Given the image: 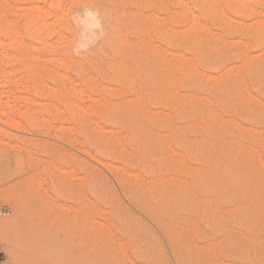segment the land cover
<instances>
[{
  "label": "rangeland",
  "instance_id": "rangeland-1",
  "mask_svg": "<svg viewBox=\"0 0 264 264\" xmlns=\"http://www.w3.org/2000/svg\"><path fill=\"white\" fill-rule=\"evenodd\" d=\"M241 1L0 0V264H264V0Z\"/></svg>",
  "mask_w": 264,
  "mask_h": 264
},
{
  "label": "bare ground",
  "instance_id": "bare-ground-1",
  "mask_svg": "<svg viewBox=\"0 0 264 264\" xmlns=\"http://www.w3.org/2000/svg\"><path fill=\"white\" fill-rule=\"evenodd\" d=\"M179 1H181V0H179ZM246 1H247V0H246ZM240 2H242V1L240 0ZM179 4H180V3H179ZM202 4H203V3H202ZM182 8H183V7H182ZM86 11H87V10H86ZM189 11H190V10H189ZM248 12H249L250 14H252V15L255 14V20H254V23L257 25V28H258L257 30H258L259 32H263V30H264V19L262 18V16H260L259 13L257 14V12H256V10L254 9V7H253V8H252V7L248 8ZM190 13H191V12H190ZM87 14H88V13H87ZM84 15H85V14H84ZM192 15H193V14H192ZM196 16H197V15H196ZM85 17H86V15H85ZM194 17H195V16H194ZM87 18H89V20L86 19V21H84V23L86 22L87 25H88L89 23H92V22H91L92 19H91L90 17H87ZM99 19H100V18H99ZM198 20H199V19H198ZM82 21H83V20H82ZM92 21H93V20H92ZM82 23H83V22H81V24H82ZM84 23H83V24H84ZM95 23H97V22H95ZM95 23H94V25H95ZM195 24H198V26H197V25H196V26H197V27L200 26L199 28H201V25H199V23L194 22V26H195ZM249 24H250V23H249ZM84 25H86V24H84ZM91 25H92V24H91ZM92 26H93V25H92ZM92 26H91V27H92ZM176 26H177V25H176ZM88 27H90V26H88ZM93 27H94V26H93ZM93 27H92V28H93ZM178 27H179V26H178ZM94 28H95V27H94ZM84 29H85V28H84ZM202 30H203V29H202ZM82 31H83V30H82ZM84 31H86V30H84ZM174 31H175V30H174ZM253 31H254V30H253ZM203 32H204V31H203ZM91 33H92V32H91ZM82 34H83V32H82ZM93 34H94V33H93ZM207 34H208V33H207ZM86 35H87V34H86ZM86 35L84 34L83 36H86ZM88 35H89V34H88ZM92 36L94 37V35H92ZM87 37H91V35H90V36H87ZM93 37H92V38H93ZM209 37H210V36H209ZM87 39H88V38H87ZM87 39H86V40H87ZM89 40H90V38H89ZM89 40H88V41H89ZM180 42H181V41H180ZM190 42H191V41H190ZM183 43H184V41H183ZM196 44H197V43H196ZM187 45H188V44H187ZM181 46H182V45H181ZM196 46H197V45H196ZM208 47H209V46H208ZM210 47H211V46H210ZM185 48H186V47H185ZM196 49H197V48H196ZM178 50H179V49H178ZM194 51H195V50H194ZM196 51H197V50H196ZM185 52H186V50H185ZM200 52H202V53L204 54L203 51H200ZM198 53H199V52H198ZM211 53H212V52H211ZM169 54H170V53H169ZM172 54H173V52H172ZM182 54H183V53H182ZM194 54H195V53H194ZM179 55H181L180 52H179ZM192 55H193V54H192ZM174 56H175V55H174ZM177 56H178V55H177ZM197 56H198V55H197ZM201 56H203V55H201ZM253 56L255 57L254 54H253ZM186 57H187V56H186ZM199 57H200V56H199ZM251 57H252V56H251ZM173 58H174V57H173ZM179 58H180V57H179ZM197 58H198V57H197ZM201 58H204V57H201ZM236 58H237V57H236ZM181 59H182V58H181ZM238 59H239V58H238ZM250 59H251V58H250ZM183 60H184V59H183ZM183 60H182V61H183ZM202 60L205 61V59H202ZM207 63H208V62H207ZM241 63H242V62H241ZM193 64H194V63H193ZM200 65H201V64H200ZM190 66H191V65H190ZM203 66H204V65H203ZM242 66H243V63H242ZM192 67H193V66H192ZM198 67H199V65H198ZM204 67H205V66H204ZM233 67H234V66H233ZM236 67L238 68V66H236ZM239 67H240V66H239ZM247 67H248V66H247ZM251 67H252V66H251ZM193 68H194V67H193ZM193 68H192V70H193ZM206 68H207V65H206ZM200 69H201V68H200ZM210 69H211V68H210ZM214 69H215V68H214ZM214 69H213V72H214ZM243 69H244V68H243ZM189 70H190V69H189ZM194 70H195V69H194ZM204 70H205V69H204ZM239 70H240V69H239ZM263 70H264V69H263ZM218 71H219V70H218ZM224 71H225V70H224ZM228 71H229V68H228ZM230 71H231V70H230ZM188 72H189V71H188ZM209 72H210V71H209ZM196 73H197V72H196ZM232 73H233V71H232ZM247 73H248V72H247ZM226 74H227V72H226ZM202 75H204V74L202 73ZM208 75H209V74H208ZM191 76H192V75H191ZM189 77H190V76H189ZM209 77H210V75H209ZM258 77H259V76H258ZM216 78H217V79L219 78V74H218L217 77H216V75H215V77H214V74H213V76L210 77L209 79H210V80H212V79H213V80H216ZM222 78H223V77H222ZM222 78H221V79H222ZM241 78H242V77H241ZM246 78H247V77H246ZM178 79H179V77H178ZM219 79H220V78H219ZM182 81H183V80H182ZM177 83H178V82H177ZM189 83H190V82H189ZM208 83H209V82H208ZM222 83H223V81H222ZM224 83H225V82H224ZM224 83H223V84H224ZM209 84H210V83H209ZM223 84H222V85H223ZM182 87H183V86H182ZM224 87H225V86H224ZM237 87H238V86H237ZM249 87H250V86H249ZM174 89H175V88H174ZM198 89H199V88H198ZM219 89H220V88H219ZM224 89H225V88H224ZM244 89H245V88H244ZM250 89H251V88H250ZM180 90H181V88H180ZM238 90H239V89H238ZM263 90H264V89H263ZM198 91H199V90H198ZM250 91H251V90H250ZM173 92H174V91H173ZM246 92H247V89H246ZM253 92H254V91H253ZM212 93H213V92H212ZM220 93H221V92H220ZM234 94H235V93H234ZM175 95H176V94H175ZM183 95H184V94H183ZM190 95H191V94H190ZM222 95H223V94H222ZM181 96H182V95H181ZM185 96H187V95H185ZM185 96H184V97H185ZM242 96H243V95H242ZM247 96H248V95H247ZM252 96H253V95H252ZM210 97H211V95H210ZM224 97H225V96H224ZM243 97H244V96H243ZM179 98H181V97H179ZM182 98H183V97H182ZM194 98H195V97H194ZM246 98H247V97H246ZM249 98H251V97L248 96V100H249ZM160 99H161V98H160ZM169 99H170V98H169ZM171 99H172V98H171ZM254 99H255V97H254ZM176 100H177V99H176ZM182 101H183V100H182ZM210 101H211V100H210ZM256 101H257V100H256ZM196 102H197V100H196ZM238 102H239V101H238ZM257 102H258V101H257ZM187 103H188V102H187ZM208 103H209V102H208ZM216 103H217V101H216ZM219 103H220V102H219ZM183 104H184V103H183ZM201 104H203V103L201 102ZM203 105H204V104H203ZM205 105H206V104H205ZM214 105H215V104H214ZM219 105H220V104H219ZM173 106H174V105H173ZM173 106H172V107H173ZM215 106H216V105H215ZM235 106H236V105H235ZM176 107H177V106H176ZM204 107H205V106H204ZM229 107H230V106H229ZM260 107H261V106H260ZM200 108H201V107H200ZM218 108H219V107H218ZM232 108H233V107H232ZM248 108H249V107H248ZM170 109H171V108H170ZM212 109H213V108H212ZM172 110H173V108H172ZM187 110H188V109H187ZM206 110H207V109H206ZM259 110H260V109H259ZM189 111H190V110H189ZM220 111H221V110H220ZM166 112H167V111H166ZM200 112H201V111H200ZM208 112H209V111H208ZM208 112H207V113H208ZM221 112H222V111H221ZM163 113H165V112H163ZM190 113H191V112H190ZM201 113H202V112H201ZM203 113H204V112H203ZM262 113H263V112H262ZM166 114H168V113H166ZM168 115H170V114H168ZM171 115H172V114H171ZM203 115H204V114H203ZM225 115H226V114H225ZM246 115H247V114H246ZM174 116H175V115H174ZM257 116H259V115H257ZM261 116H262V115H261ZM163 117H164V116H163ZM182 117H183V116H182ZM200 117H201V116H200ZM207 117H208V116H207ZM211 117H212V116H211ZM247 117H249V116H247ZM166 118H167V117H166ZM184 118H186V117H184ZM193 118H194V117H193ZM205 118H206V117H205ZM215 118H216V117H215ZM175 119H176V118H175ZM177 119H178V118H177ZM206 119H207V118H206ZM248 119H250V118H248ZM219 120H220V119H219ZM222 120H223V119H222ZM233 120H234V119H233ZM255 120H256V119H255ZM182 121H183V118H182ZM190 121H191V120H190ZM195 121H196V119H195ZM200 121H201V119H200ZM229 121H230V120H229ZM173 122H174V121H173ZM192 122H193V121H192ZM207 122H208V121H207ZM211 122H212V121H211ZM237 122H238V121H237ZM247 122H248V121H247ZM201 123H203V122H201ZM217 123H218V121H217ZM227 124H228V122H227ZM236 124H237V123H236ZM260 124H261V123H260ZM155 125H156V124H155ZM210 125H211V124H210ZM237 125H238V124H237ZM130 126H131V125H130ZM130 126H129V127H130ZM139 126H140V124H139ZM149 126H150V125H149ZM158 126H159V124H158ZM169 126H170V125H169ZM208 126H209V125H208ZM222 126H223V125H222ZM262 126H263V125H262ZM175 127H177V124H176ZM178 127H179V126H178ZM178 127H177V128H178ZM194 127H195V126H194ZM198 127H199V126H198ZM209 127H210V126H209ZM146 128H147V127H146ZM186 128L188 129L187 126H186ZM154 129H155V128H154ZM162 129H163V128H162ZM166 129H167V128H166ZM178 129H179V128H178ZM226 129H227V128H226ZM247 129H248V128H247ZM249 129H250V128H249ZM263 129H264V128H263ZM104 130H105V129H104ZM104 130H103V132H105ZM106 130H107V129H106ZM109 130H110V129H109ZM127 130H128V129H127ZM142 130H144V129L142 128ZM150 130H151V129H150ZM163 130H164V129H163ZM196 130H197V129H196ZM200 130H201V129H200ZM208 130H209V129H208ZM161 131H162V130H161ZM198 131H199V130H198ZM234 131H235V130H234ZM128 132H130V131L128 130ZM162 132H163V131H162ZM169 132H170V131H169ZM178 132H179V131H178ZM252 132H253V131H252ZM101 133H102V132H101ZM107 133H108V132H107ZM153 133H154V132H153ZM188 133H189V131H188ZM204 133H205V132H204ZM220 133H221V132H220ZM110 134H112V133H110ZM132 134H133V133H132ZM139 134H140V133H139ZM142 134H143V133H142ZM151 134H152V130H151ZM165 134H166V133H165ZM172 134H173V133H172ZM174 134H175V133H174ZM205 134H206V133H205ZM226 134H227V133H226ZM157 135H158V134H157ZM159 135H160V133H159ZM182 135H183V134H182ZM208 135H209V134H208ZM263 135H264V134H263ZM125 136H126V135H125ZM131 136H132V135H131ZM144 136H145V135H144ZM144 136H143V137H144ZM146 136H149V134L146 135ZM161 136H162V135H161ZM178 136H179V135H178ZM178 136H177V138H178ZM190 136H191V135H190ZM198 136H199V135H198ZM150 137H152V136H150ZM159 137H160V136H159ZM159 137H158V138H159ZM249 137H250V136H249ZM258 137H259V136H258ZM129 138H130V136H129ZM146 138H147V137H146ZM154 138H155V137H154ZM154 138H153V139H154ZM173 138H175L174 135H173ZM210 138H211V137H210ZM222 138H223V137H222ZM244 138H245V137H244ZM131 139H132V138H131ZM133 139H134V138H133ZM136 139H137V138H136ZM168 139H169V138H168ZM250 139H251V138H250ZM250 139H249V140H250ZM157 140H158V139H157ZM170 140H171V139H170ZM197 140H198V139H197ZM206 140H207V139H206ZM244 140H245V139H244ZM252 140H253V139H252ZM134 141H135V140H134ZM153 141H155V140H153ZM175 141H176V140H175ZM201 141H202V140H201ZM236 141H237V140H236ZM208 142H209V141H208ZM129 143H130V141H129ZM138 143H139V142H138ZM151 143H152V142H151ZM165 143H166V142H165ZM178 143L180 144V142H178ZM184 143H185V142H184ZM204 143H205V142H204ZM213 143H214V142H213ZM226 143H227V142H226ZM157 144H158V143H157ZM162 144H163V143H162ZM173 144H175V143L173 142ZM176 144H177V143H176ZM237 144H238V143H237ZM239 144H240V143H239ZM250 144H251V143H250ZM133 145H134V143H133ZM136 145H137V144H136ZM149 145H150V144H149ZM155 145H156V144H155ZM169 145H170V144H169ZM185 145H186V144H185ZM187 145H188V144H187ZM207 145H208V144H207ZM227 145H228V144H227ZM253 145H254V144H253ZM131 146H132V144H131ZM173 146H174V145H173ZM182 146H183V145H182ZM189 146H190V145H189ZM204 146H205V145H204ZM246 146H247V145H246ZM159 147H162V146H159ZM176 147H177V146H176ZM106 148H107V147H106ZM131 148H132V147H131ZM143 148H144V147H143ZM155 148H156V147H155ZM163 148H164V147H163ZM165 148H166V147H165ZM168 148H169V147L167 146V149H168ZM177 148H178V147H177ZM191 148H192V147H191ZM196 148H197V147H196ZM231 148H232V147H231ZM100 149H101V148L99 147L98 150L100 151ZM139 149H140V147H139ZM179 149H181V148H179ZM186 149H187V147H186ZM186 149H185V150H186ZM237 149H238V148H237ZM250 149H251V148H250ZM105 150H106V149H105ZM125 150H126V148H125ZM133 150H134V149H133ZM136 150H137V149H136ZM170 150H171V149H170ZM170 150L168 149V150H166V151H170ZM198 150H199V149H198ZM99 151H98V153L96 152L97 155H98V154H101V155H102V153H99ZM103 151H104V150H103ZM103 151L101 150V152H103ZM114 151H116V150H114ZM122 151H124V150H122ZM152 151H153V150H152ZM158 151H159V150H158ZM194 151H195V150H194ZM213 151H214V150H213ZM251 151H253V150L251 149ZM254 151H255V149H254ZM256 151H257V150H256ZM112 152H113V151H112ZM141 152H142V151H141ZM164 152H165V151H164ZM171 152L173 153L174 151L171 150ZM178 152H180V151H178ZM94 153H95V152H94ZM125 153H127V152H125ZM128 153H129V152H128ZM155 153H156V152H155ZM157 153H158V152H157ZM175 153H176V152H175ZM201 153H202V152H201ZM219 153H220V152H219ZM242 153H243V152H242ZM246 153H247V152H246ZM117 154H118V153H117ZM129 154H130V153H129ZM145 154H146V152H145ZM148 154H149V153H148ZM189 154H190V153H189ZM247 154H248V153H247ZM199 155H200V154H199ZM254 155H256L255 152H254ZM107 156H109V155H107ZM107 156H106V157H107ZM121 156H122V154H121ZM154 156H155V155H154ZM172 156H173V155H172ZM257 156H258V155H257ZM261 156H262V155H261ZM91 157H92V156H91ZM100 157H101V156H100ZM102 157H103V156H102ZM114 157H115V156H114ZM135 157H136V156H135ZM144 157H145V155H144ZM144 157H143V158H144ZM148 157H149V156H148ZM181 157H182V156H181ZM181 157H180V158H181ZM191 157H192V156H191ZM108 158H109V157H108ZM121 158H122V157H121ZM130 158H131V157H130ZM167 158H168V157H167ZM255 158H256V156H255ZM255 158H253V159H255ZM257 158H259V157H257ZM81 159H82V158H81ZM94 159H96V157H95V158L93 157V161H95ZM116 159H117V157H116ZM127 159H128V157H127ZM149 159H150V158H149ZM154 159H155V158H154ZM156 159H157V158H156ZM170 159H171V158H170ZM228 159H229V158H228ZM242 159H243V158H242ZM248 159H249V158H248ZM178 160H179V159H178ZM193 160H194V159H193ZM259 160H261V159H259ZM82 161H83V159H82ZM121 161H122V160H121ZM151 161H152V159H151ZM189 161H190V160H189ZM236 161H237V158H236ZM236 161H235V162H236ZM261 161H262V160H261ZM96 162H98V159H96ZM99 162H100L99 164L102 163V162L100 161V159H99ZM118 162H119V161H118ZM183 162H184V161H183ZM199 162H200V161H199ZM241 162H242V161H241ZM258 162L261 164L260 161H258ZM92 163H95V162H92ZM92 163H91V164H92ZM105 163H106V162H105ZM105 163H102V164H105ZM141 163H142V162H141ZM156 163H157V162H156ZM156 163H155V164H156ZM160 163H161V162H160ZM163 163H164V162H163ZM196 163H198V162H196ZM79 164H80V163H79ZM102 164H101V166H102ZM109 164H110V163H109ZM122 164H123V163H122ZM137 164H138V163H137ZM211 164H212V163H211ZM262 164H263V163H262ZM97 165H98V164H97ZM105 165H107V164H105ZM130 165H131V164H130ZM146 165H147V164H146ZM180 165H181V163H180ZM183 165L185 166V164H183ZM126 166H127V165H126ZM131 166H132V165H131ZM142 166H143V165H142ZM148 166H149V165H148ZM156 166H158V165H156ZM159 166H160V165H159ZM184 166H183V167H184ZM215 166H216V165H215ZM92 167H93V166H92ZM98 167H99V166H97V167H95V168H98ZM107 167H108V166H107ZM145 167H146V166H145ZM177 167H178V166H177ZM183 167H182V168H183ZM211 167H212V166H211ZM101 168H102V167H101ZM103 168H106V167H103ZM117 168H119V167H117ZM120 168H121V167H120ZM120 168H119V169H120ZM132 168H133V166H132ZM134 168H135V167H134ZM188 168H189V167H188ZM241 168H242V167H241ZM241 168H240V169H241ZM119 169H118V170H119ZM152 169H154V168H152ZM99 170H100V169H99ZM120 170H123V168L120 169ZM124 170L126 171V168H125ZM140 170H141V168H140ZM184 170H185V169H184ZM218 170H219V169H218ZM157 171H158V170H157ZM204 171H205V170H204ZM220 171H221V170H220ZM123 172H124V171H123ZM130 172H131V171H130ZM145 172H146V170H145ZM197 172H198V171H197ZM211 172H212V170H211ZM121 173H122V172H121ZM125 173H128V172L126 171ZM143 173H144V172H143ZM158 173H159V172H158ZM195 173H196V172H195ZM212 173H213V172H212ZM226 173H227V172H226ZM233 173H234V172H233ZM243 173H244V172H243ZM132 174H133V173H132ZM132 174L129 173L128 176H129V175H132ZM154 174H155V173H154ZM162 174H163V173H162ZM184 174H185V173H184ZM230 174H231V173H230ZM230 174H229V175H230ZM250 174H251V173H250ZM88 175H89V174H88ZM135 175H136V174H135ZM135 175H134V176H135ZM138 175H139V174H138ZM156 175H157V174H156ZM220 175H221V174H220ZM233 175H234V174H233ZM235 175H236V174H235ZM145 176L147 177V174H145ZM197 176H198V175H197ZM135 177H136V176H135ZM135 177H133V179H134ZM139 177H140V175H139ZM141 177H142V176H141ZM185 177H186V176H185ZM187 177H188V176H187ZM192 177H193V176H192ZM192 177H191V178H192ZM205 177H206V176H205ZM149 178H150V177H149ZM159 178H161V177H159ZM193 178H194V177H193ZM222 178H223V176H222ZM231 178H232V177H231ZM246 178H247V177H246ZM89 179H90V178H89ZM136 179H137V178H136ZM169 179H170V178H169ZM197 179H198V177H197ZM209 179H210V178H209ZM241 179H242V178H241ZM123 180H124V178H123ZM139 180H140V179H139ZM142 180H143V179H142ZM144 180H145V179H144ZM167 180H168V179H167ZM217 180H218V179H217ZM227 180H228V179H227ZM147 181H148V180H147ZM161 181H162V180H161ZM182 181H183V180H182ZM185 181H186V179H185ZM185 181H184V182H185ZM194 181H195V179H194ZM231 181H232V180H231ZM249 181H250V180H249ZM94 182H95V181H94ZM124 182H125V181H124ZM124 182H123V183H124ZM136 182H138V181L136 180ZM145 182H146V181H145ZM246 182H247V181H246ZM155 183H156V182H155ZM161 183H162V185H163V181H162ZM231 183H232V182H231ZM93 184H94V183H93ZM134 184H135V183H134ZM205 184H206V183H205ZM218 184H219V183H218ZM99 185H100V184H99ZM103 185H104V184H103ZM138 185H139V184H138ZM184 185H185V184H184ZM187 185H188V184H187ZM229 185H230V184H229ZM241 185H242V184H241ZM245 185H246V184H245ZM245 185H244V186H245ZM251 185H252V184H251ZM263 185H264V184H263ZM151 186H152V185H151ZM210 186H211V185H210ZM210 186H209V187H210ZM260 186H261V185H260ZM98 187H99V186H98ZM101 187H102V186H101ZM181 187H182V186H181ZM152 188H153V187H152ZM171 188H172V187H171ZM194 188H195V187H194ZM194 188H193V189H194ZM211 188H212V187H211ZM258 188H259V187H258ZM101 189H102V188H101ZM166 189H167V188H166ZM102 190H103V189H102ZM141 190H142V189H141ZM147 190H148V189H147ZM204 190H205V189H204ZM243 190H244V188H243ZM95 191H96V190H95ZM98 191H99V190H98ZM171 191H172V190H171ZM179 191H180V190H179ZM181 191H182V190H181ZM194 191H195V190H194ZM211 191H212V190H211ZM211 191H210V192H211ZM150 192H151V191H150ZM154 192H155V191H154ZM173 192H174V191H173ZM77 193H78V192H77ZM161 193H162V192H161ZM212 193H213V192H212ZM98 194H99V193H98ZM100 194H101V197H102V193H100ZM150 194H151V193H150ZM162 194H163V193H162ZM170 194H171V193H170ZM183 194H184V193H183ZM200 194H202V193H200ZM220 194H221V193H220ZM95 195H96V194H94V196H95ZM105 195H106V193H105ZM155 195H156V194H155ZM177 195H178V194H177ZM193 195H194V194H193ZM216 195H217V193H216ZM217 196H218V195H217ZM232 196H233V195H232ZM83 197H84V196H83ZM109 197H110V196H109ZM171 197H172V196H171ZM193 197H194V196H193ZM202 197H203V196H202ZM210 197H211V196H210ZM212 197H213V196H212ZM74 198H75V197H74ZM151 198H152V197H151ZM232 198H233V197H232ZM235 198H236V197H235ZM82 199H85V198H82ZM86 199H87V197H86ZM160 199H161V198H160ZM189 200H190V199H189ZM203 200H205V198H204ZM213 200H214V199H213ZM218 200H219V198H218ZM221 200H222V199H221ZM227 200H228V199H227ZM227 200H225V202H226ZM232 200H234V199H232ZM77 201H78V200H77ZM91 201H92V200H91ZM134 201H135V200H134ZM208 201H210V200H208ZM241 201H242V200H241ZM81 202H82V201H81ZM110 202H111V201H110ZM194 202H195V201H194ZM225 202H224V203H225ZM232 202H233V201H232ZM239 202H240V201H239ZM242 202H243V201H242ZM255 202H256V200H255ZM118 203H119V202H118ZM141 203H142V202H141ZM156 203H157V202H156ZM240 203H241V202H240ZM253 203H254V202H253ZM82 204H83V203H82ZM105 204H106V203H105ZM162 204H163V203H162ZM225 204H226V203H225ZM228 204H229V203H228ZM51 205H52V204H51ZM95 205H96V204H95ZM124 205H125V204H124ZM208 205H209V203H208ZM230 205H231V203H230ZM248 205H249V204H247V208H248ZM252 205H253V204H252ZM256 205H257V204H256ZM258 205H259V204H258ZM44 206H45V205H44ZM92 206H93V205H92ZM111 206L113 207V205H111ZM180 206H181V204H180ZM180 206H179V207H180ZM190 206H191V205H190ZM193 206H195V205H193ZM210 206H211V205H209V207H210ZM213 206H214V205H213ZM64 207H65V206H64ZM70 207H71V206H70ZM85 207H86V206H85ZM125 207H126V206H125ZM143 207H144V206H143ZM151 207H152V205H151ZM181 207H182V206H181ZM198 207H199V206H198ZM259 207H261V206H259ZM46 208H47V207H46ZM50 208H52V207H50ZM61 208H63V207H61ZM71 208H72V207H71ZM93 208H95V207L93 206ZM114 208H115V207H113V209H114ZM216 208L219 209V208L217 207V205H216ZM233 208H235V207H233ZM239 208H240V207H239ZM247 208H246V209H247ZM255 208H256V207H255ZM255 208H254V209H255ZM65 209H67V208H65ZM65 209H64V210H65ZM127 209H128V208H127ZM151 209H152V208H151ZM155 209H156V208H155ZM207 209H208V208H207ZM217 209H215V210H217ZM226 209H227V208H226ZM242 209H243V208H242ZM254 209H253V211H254ZM58 210H59V209H58ZM62 210H63V209H62ZM62 210H60V211H62ZM64 210L62 211L63 213H65ZM67 210H68V209H67ZM145 210H146V209H145ZM181 210H182V209H181ZM221 210H222V209H221ZM238 210H240V209H238ZM243 210H244V209H243ZM261 210H262V209H261ZM72 211H73V210H72ZM74 211H75V209H74ZM101 211H103V210H101ZM111 211H112V210H111ZM179 211H180V210H179ZM195 211H196V210H195ZM197 211H198V210H197ZM226 211H227V210H226ZM233 211H234V210H233ZM240 211H241V210H240ZM68 212H70V211L68 210ZM86 212H87V210H86ZM86 212H85V213H86ZM112 212H113V211H112ZM117 212H118V211H117ZM117 212H116V213H117ZM162 212H163V211H162ZM215 212H216V211H215ZM235 212L237 213V211H235ZM257 212H258V211H257ZM262 212H263V211H261V215H262ZM114 213H115V212H114ZM192 213H193V212H192ZM194 213H195V212H194ZM197 213H198V212H197ZM216 213H217V212H216ZM71 214H72V213H71ZM78 214H79V213H78ZM94 214H95V212H94ZM151 214H152V213H151ZM225 214H226V213H225ZM243 214H244V213H243ZM259 214H260V212H259ZM128 215H130V214H128ZM153 215H155V213H154ZM165 215H166V214H165ZM195 215H196V214H195ZM215 215H216V214H215ZM227 215H228V214H227ZM229 215H230V214H229ZM234 215H236V214H234ZM240 215H242V214H240ZM118 216H119V215H118ZM172 216H173V215H172ZM189 216H190V215H189ZM202 216H203V215H202ZM217 216H218V215H216V217H217ZM219 216H220V214H219ZM238 216H239V215H238ZM77 217H80V216H77ZM122 217H123V216H122ZM155 217H156V216H155ZM196 217H197V216H196ZM199 217H200V216H199ZM229 217H230V216H229ZM241 217H242V216H241ZM248 217H249V216H248ZM203 218H204V217H203ZM206 218H207V217H206ZM219 218H220V217H219ZM224 218H225V217H224ZM234 218H235V217H234ZM259 218H260V217H259ZM170 219H172V218H170ZM198 219H199V218H198ZM253 219H254V218H253ZM160 220H161V218H160ZM176 220H177V219H176ZM179 220H180V219H179ZM207 220H208V219H207ZM200 221H201V220H200ZM212 221H213V220H212ZM212 221H211V222H212ZM220 221H221V220H220ZM253 221H254V220H253ZM261 221H262V220H261ZM163 222H164V221H163ZM191 222H192V221H191ZM211 222H210V223H211ZM223 222H224V221H223ZM233 222H234V221H233ZM233 222H232V223H233ZM245 222H246V221H245ZM208 223H209V222H208ZM216 223H217V222H216ZM235 223H236V222H235ZM235 223H234V224H235ZM241 223H242V222H241ZM257 223H258V222H257ZM165 224H166V222H165ZM208 225H209V224H208ZM219 225H220V224H219ZM225 225H226V224H225ZM227 225H228V224H227ZM244 225H245V224H244ZM164 226H165V225H164ZM221 226H222V225H221ZM253 226H254V225H253ZM172 227H173V226H171V228H172ZM176 227H177V224H176ZM180 227H181V226H180ZM226 227H227V226H226ZM215 228H216V227H215ZM215 228H214V229H215ZM230 228H231V227H230ZM230 228H229V229H230ZM234 228H235V227H234ZM173 229H174V228H173ZM182 230H183V229H182ZM188 230H189V229H188ZM263 230H264V229H263ZM189 231H190V230H189ZM191 231H192V230H191ZM191 231H190V232H191ZM197 231H198V230H197ZM197 231H196V232H197ZM221 231H222V230H221ZM243 231H244V230H243ZM261 232H262V231H261ZM228 233H229V232H228ZM246 233H247V232H246ZM179 234H180V232H179ZM181 234H182V233H181ZM183 234H184V233H183ZM195 234H197V233H195ZM199 234H200V233H199ZM226 234H227V233H226ZM173 235H174V234H173ZM173 235H172V236H173ZM190 235H191V234H190ZM203 235H204V233H203ZM235 235H236V234H235ZM191 236H192V235H191ZM227 236H228V235H227ZM232 236H233V235H232ZM250 236H251V235H250ZM250 236H249V237H250ZM204 237H205V236H204ZM207 237H208V236H207ZM246 238H247V237H246ZM233 239H234V238H233ZM250 239H251V238H250ZM203 240H204V239H203ZM209 240H210V239H209ZM216 240H217V239H216ZM228 240H229V239H228ZM251 240H252V239H251ZM225 241H226V240H225ZM253 241H254V240H253ZM185 242H186V241H185ZM190 242H191V241H190ZM218 242H219V241H218ZM230 242H231V241H230ZM232 242H233V241H232ZM232 242H231V243H232ZM258 242H259V241H258ZM187 243H188V242H187ZM213 243H214V242H213ZM216 243H217V242H216ZM259 243H260V242H259ZM211 244H212V243H211ZM211 244H210V245H211ZM223 244H224V243H223ZM233 244H234V243H233ZM173 245H174V244H173ZM187 245H188V244H187ZM207 245H208V244H207ZM214 245H215V244H214ZM237 245H238V244H237ZM246 245H247V244H246ZM208 246H209V245H208ZM215 246H216V245H215ZM229 246H230V245H229ZM240 246H241V245H240ZM182 247H183V246H182ZM195 247H196V246H195ZM207 248H208V247H207ZM216 248H217V247H216ZM185 249H186V248H185ZM187 249H188V246H187ZM187 249H186V250H187ZM192 249H193V248H192ZM200 249H201V247H200ZM212 249H213V248H212ZM250 249H251V248H250ZM257 249H258V248H257ZM194 250H195V249H194ZM201 250H202V249H201ZM210 250H211V248H210ZM213 250H214V249H213ZM245 250H246V248H245ZM204 251H206V250H204ZM242 251H244V249H243ZM176 252H177V251H176ZM191 252H192V250H191ZM210 252H211V251H210ZM240 252H241V251H240ZM244 252H245V251H244ZM254 252H255V251H254ZM194 253H197V252H194ZM202 253H203V252H202ZM207 253H208V252H207ZM207 253H206V254H207ZM242 253H243V252H242ZM247 253H248V252H247ZM263 253H264V252H263ZM178 254H179V253H178ZM204 254H205V253H204ZM217 254H218V253H217ZM183 255H184V254H183ZM213 255H215V254H213ZM219 255H220V254H219ZM241 255H242V254H241ZM247 255H248V254H247ZM29 258H30V257H29ZM181 258H182V257H181ZM216 258H217V257H216ZM222 258H223V257H222ZM222 258H221V260H222ZM236 258H237V257H236ZM248 258H249V257H248ZM26 259H27V258H26ZM26 259H24L25 261L23 260L26 264H30L29 261L31 262V259L33 260V258L28 259L27 261H26ZM182 259H183V258H182ZM34 260H35V259H34ZM185 260H186V259H185ZM190 260H192V259H190ZM226 260H227V259H226ZM244 260H245V259H244ZM244 260H243V261H244ZM36 261L38 262V263L36 262L37 264L40 263L38 260H36ZM182 261H183V260H182ZM199 261H200V260H199ZM235 261H236V260H235ZM252 261H253V260H252ZM33 262H34V261H33ZM187 262H188V260H187ZM203 262H204V261H203ZM255 262H256V261H255ZM255 262H254V263H255ZM240 263H241V262H240ZM240 263H239V264H240ZM259 263H260V262H259ZM31 264H33V263L31 262ZM40 264H41V263H40ZM186 264H187V263H186ZM189 264H190V263H189ZM214 264H215V263H214ZM226 264H228V263H226ZM231 264H232V263H231Z\"/></svg>",
  "mask_w": 264,
  "mask_h": 264
}]
</instances>
